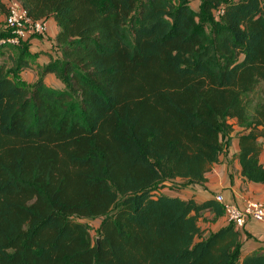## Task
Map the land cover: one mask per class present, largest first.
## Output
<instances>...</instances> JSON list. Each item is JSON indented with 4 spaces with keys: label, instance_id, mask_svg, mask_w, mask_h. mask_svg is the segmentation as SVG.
Segmentation results:
<instances>
[{
    "label": "trees",
    "instance_id": "obj_1",
    "mask_svg": "<svg viewBox=\"0 0 264 264\" xmlns=\"http://www.w3.org/2000/svg\"><path fill=\"white\" fill-rule=\"evenodd\" d=\"M20 1L60 26L63 86L20 79L30 38L0 29V264H264L234 224L206 234L221 202L161 191L204 184L236 126L264 184L262 0Z\"/></svg>",
    "mask_w": 264,
    "mask_h": 264
},
{
    "label": "crops",
    "instance_id": "obj_2",
    "mask_svg": "<svg viewBox=\"0 0 264 264\" xmlns=\"http://www.w3.org/2000/svg\"><path fill=\"white\" fill-rule=\"evenodd\" d=\"M43 21L47 25V32L45 35L30 37L27 43L28 51L32 57L29 59V65L23 68L18 75L20 79L29 84L36 82L40 76H44L48 85L61 88L63 83L55 73L43 74L44 67L52 60L59 58L60 52L57 51L56 42L60 26L52 17ZM5 28H7L6 14H0V29ZM11 55L13 56V53ZM262 139L264 138L260 140ZM238 142V138L233 140L232 150L221 154L220 161L207 173V180L204 184L182 186L181 180L177 179L167 183L161 191L183 199H195L197 202L215 198L219 193H222L227 201L238 205H243L248 199L264 200V184L246 181L241 175V167L236 157L239 150ZM260 159L264 164V151H262ZM170 185L172 186L170 187ZM208 217L212 220H206ZM200 219V225L203 223L202 221H205L206 226L202 228H207L206 234L226 225L224 216L215 219V214L211 211H206ZM239 230L242 235L243 254L264 248V222L249 220L244 228Z\"/></svg>",
    "mask_w": 264,
    "mask_h": 264
},
{
    "label": "built area",
    "instance_id": "obj_3",
    "mask_svg": "<svg viewBox=\"0 0 264 264\" xmlns=\"http://www.w3.org/2000/svg\"><path fill=\"white\" fill-rule=\"evenodd\" d=\"M8 13L6 15V27L12 30V36L2 39L1 42L19 44L21 40L36 35H45L47 25L41 19H34L20 0H5ZM264 8V0H262ZM223 9L215 10L216 15H221ZM215 199L221 202L225 208V222L234 224L236 228H244L249 220L264 222V200L248 199L243 205L229 202L222 193L216 194Z\"/></svg>",
    "mask_w": 264,
    "mask_h": 264
},
{
    "label": "rangeland",
    "instance_id": "obj_4",
    "mask_svg": "<svg viewBox=\"0 0 264 264\" xmlns=\"http://www.w3.org/2000/svg\"><path fill=\"white\" fill-rule=\"evenodd\" d=\"M200 4V1H195V2H193V4H192V6L194 7V8H197L198 7V5ZM240 127H238V126H236V128H235V131L233 132V134L230 136V137H228V136H226L225 138H224V144H225V149H226V153H228L229 152V150L231 149L232 150V147H233V140H235L236 138H238V133H239V131H240ZM262 144H263V146H264V139H262ZM263 151H264V147H263ZM232 171H234L233 169H232ZM172 185H174V184H172ZM172 185H170V187L172 186ZM206 220H212V218H207ZM101 221H102V218L101 217H99V218H95V219H86L85 220V222H87L88 224H89V226H90V231H91V235H92V238L95 240L96 239V237L98 236V230H99V227H100V224H101ZM203 223L201 224V226L203 227V226H206V224H205V221H202ZM207 229V228H206Z\"/></svg>",
    "mask_w": 264,
    "mask_h": 264
}]
</instances>
